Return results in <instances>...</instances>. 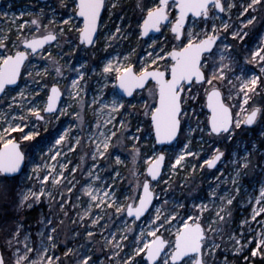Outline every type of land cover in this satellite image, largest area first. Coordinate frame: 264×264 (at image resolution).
I'll list each match as a JSON object with an SVG mask.
<instances>
[{"label": "snow or ice", "instance_id": "obj_1", "mask_svg": "<svg viewBox=\"0 0 264 264\" xmlns=\"http://www.w3.org/2000/svg\"><path fill=\"white\" fill-rule=\"evenodd\" d=\"M124 3L28 0L18 14L0 13V20L13 26L0 27V105L6 106L0 119L8 125L0 132V264H238L241 257L250 264V257L264 259V104L255 102L264 96V31L243 57L226 42L230 36L243 43L264 26V17L256 14L264 0L239 5L236 0H135L131 17ZM234 8L241 10L230 23ZM105 13L119 22L109 28ZM132 40L136 46L120 50ZM78 56L82 59L73 63ZM86 109L94 120L86 121ZM65 116L72 118L69 126L47 152L39 148V161L24 176L28 184L14 189L9 181L24 172L32 153L10 133L37 141L40 127L48 132L49 124ZM82 145L90 151L81 161L89 157L91 162L87 169L72 167V180L65 176L66 163L58 162L57 171L47 162L66 157L65 146L75 152ZM121 150L131 157L129 177L119 171ZM189 157L201 161L192 164V173L198 166L218 174L205 196L199 197L196 188L190 203L170 200L165 161L174 174ZM141 158L143 171L137 167ZM225 161L231 166L227 175V165L218 167ZM77 171L84 183L73 202ZM245 178L252 181L249 187ZM49 183L64 191L54 194ZM161 183L167 187L157 192ZM242 199L251 212L237 231L233 210ZM45 201L48 212L33 230L27 213ZM81 207L71 219L69 211ZM66 220L76 227L62 235ZM251 222L261 230L245 238ZM253 243L250 256L244 255Z\"/></svg>", "mask_w": 264, "mask_h": 264}, {"label": "rangeland", "instance_id": "obj_2", "mask_svg": "<svg viewBox=\"0 0 264 264\" xmlns=\"http://www.w3.org/2000/svg\"><path fill=\"white\" fill-rule=\"evenodd\" d=\"M28 2V0H3L2 5L0 7V13L4 12V11H8L9 14H11L12 12H17L18 14V10L20 8H22L24 6V4H26ZM248 2V0H236V3L239 4H246ZM9 5H11V8L9 7ZM125 6V10L127 12L128 16H134V8H135V0H125L124 3ZM240 8H234L232 9V19L231 21H229L230 23L232 22H237V17L239 16V12H240ZM258 16H262L264 17V8H262L258 13H256ZM24 19H29V17L25 16ZM225 19H228L227 16H225ZM104 20L105 22H107L108 27L112 28L113 27V22H119L118 20H116V17L113 16L111 20H109L108 14L105 13L104 15ZM19 23V21H18ZM0 27H3L5 29L9 28V27H13L10 22L9 23H5L3 20H0ZM255 30V29H253ZM11 39H15L16 37V33L15 30L13 29V31L10 34ZM156 36H159L156 35ZM227 43H231L233 45H235L233 54L240 56V48L238 47V45H236L235 43H232L231 41V37L229 36L227 41ZM255 41L252 45H244V48H253L256 45ZM132 46H136V41L132 40L130 42H126L123 43L121 46V51H126L128 48L132 47ZM57 50L54 48L53 52L55 53ZM139 51V48H138ZM140 55H143L142 52H140ZM82 59L81 56L76 57V59L73 60V63H78L80 60ZM137 59L136 56L132 57V60L135 61ZM63 63V61L61 62ZM139 67V65H137V68ZM49 79L51 80V77H49ZM64 83L66 82H62L61 86H64ZM89 95H91V93H89ZM146 96V93H145ZM259 98H261V96H257L255 98V102L258 103ZM235 102V101H234ZM6 106L5 105H0V110H5ZM85 118L86 121H92L94 120V117L92 115V112L90 110H85ZM71 117L70 116H65L62 117L61 120L59 122H53L52 124H49L48 127V132H44L43 127H40L39 130L41 132V137L37 138V141H23L22 140V133L20 132H14V133H10V135L15 138L16 140L20 141L21 144H23L24 147V151L26 152H30L32 153V161L29 162V164L25 167V172L18 178L17 182L15 183V185H12L13 188L15 189L16 185H20L21 187L25 186L28 184V181L24 179V176L27 175L32 167V163L33 162H38L39 161V148L43 147L45 149V152H47V148L49 146H51L52 142L54 141V139L59 135V133L65 128L68 127L70 122H71ZM136 121L133 120V125H135ZM8 127L7 123L4 122V120L0 119V132H3L4 129ZM31 125H29L28 128H25L24 131L27 132L30 130ZM207 140V138H205ZM179 145H176L175 150L178 151L179 150ZM194 147H199V145H194ZM220 147L222 149L227 148V150L230 152L231 150L234 149V145H224L221 144ZM205 148V152L201 153V156L204 157L205 155H207V149H208V145L205 144L204 145ZM64 152L67 153V156H60L57 158L56 161H51L48 160L47 162L49 164H55L57 166L56 170L59 171V163H66L68 165L67 170H65V176H67V180H72V176L69 175V171L72 167L76 166L77 164H82V167L84 169H87L88 165L90 164V158L89 157H85L84 161H81V157L84 156V153L87 151H90V149H88L85 146H79L77 147L75 152H67V147L65 146L63 149ZM122 160H124V164L119 166V171L121 173V175L125 176V177H129L130 176V170L132 169L133 165L131 163V157L129 156L127 151H123L121 150L120 153ZM150 154V153H149ZM227 155V153H226ZM45 159H47V157H45ZM71 161V163H68V161ZM59 162V163H58ZM167 164L166 167L163 170V174H164V179H169V175H171V180L170 183L172 185V187L169 189L170 195H169V199L170 200H180V201H184L185 203H190V193L196 189L199 188V192H198V196L199 197H203L205 196L208 186H209V182L213 181L214 179V174H218L215 173V170H200L199 167L197 166V170L195 173H192L191 168H192V164H199V162L201 161H197L194 160L193 158L189 157L187 158L186 161V166L184 168H180L178 166L177 171L173 174L170 172V169L167 167V165L170 163L169 160H166ZM225 165H227V161H225V164L219 165V167H225ZM137 167L140 171H143L145 168V165L143 163V158H141L137 164ZM231 171V166L227 165L226 167V171H225V175L228 174V172ZM143 177H141L142 179ZM75 179L76 181H80V183L76 184V188L73 190V194H72V201L74 202L76 200V196L80 194L79 189L81 187V184L84 183V177L82 176L80 171H77V173L75 174ZM51 180V178H50ZM73 183H75V181H73ZM245 187H249L252 183L251 180L245 178L243 181ZM62 185H67V181L66 180H62L61 181ZM181 185H183V187H181ZM49 187H52L51 183H49ZM127 187V182L125 181L123 185L120 186V191L118 192V195L122 194L125 189ZM167 187V185H164L163 183H161L156 191L159 192L161 188ZM223 187V186H222ZM52 191L55 193H57L58 191H64V187L62 186H56V187H52ZM15 193L13 192V195ZM65 195L67 196L68 193L65 191ZM186 197H189V199H185ZM164 197H161V199H163ZM56 199L59 200L60 197L59 195H56ZM86 197H82L80 203L81 205H83L84 207H86ZM241 205L242 206H237L236 208H234V220L235 223L232 224V227L234 229H238V225H239V221L241 219L244 218H248L250 217V212L251 209L250 207L245 204L243 202V199L241 200ZM40 207L41 210V217L45 214H47L48 212V207H47V201H45V203ZM83 211V207L79 208V209H72L69 211V216L71 217V219H75L76 218V211ZM93 211H99L98 209H93ZM109 213H111V209L108 210ZM30 212V210H29ZM206 216L211 215L210 213H205ZM40 217V218H41ZM262 217H257V220H260ZM105 219H107V217H105ZM103 223V221H102ZM36 226H33V230H35ZM76 227L75 225H73L71 223V220H66L65 224L63 226V233H67L69 232L70 229ZM247 228V226H246ZM251 228L252 231L251 233L249 232H245V238H251L255 235L256 232L261 230V226L259 224H257L256 222H251ZM81 231H83V229H81ZM105 235H108V233H105ZM99 239V237H97ZM252 247H255V244H250L249 245V251H245L244 255H249L250 256V249ZM63 249L61 248V251L58 252V254L62 255ZM231 258V257H230Z\"/></svg>", "mask_w": 264, "mask_h": 264}, {"label": "trees", "instance_id": "obj_3", "mask_svg": "<svg viewBox=\"0 0 264 264\" xmlns=\"http://www.w3.org/2000/svg\"><path fill=\"white\" fill-rule=\"evenodd\" d=\"M262 31H264V26L258 25L255 28V30L251 31L250 36L248 38H246V40L243 43H237V41H234L231 39L232 43H235L240 48V50H241L240 56L241 57L246 55L244 45H246V46L252 45L255 41H257V37L259 36V34ZM258 103L264 104V96H261V98H259ZM22 147H23V144H22ZM23 149H24V147H23ZM19 177L20 176H18L17 179L14 181H9V184L15 185V183L17 182ZM40 217H41V210H40V207H37L34 211L30 210V212L27 213L26 223L29 225H32V226H37ZM60 251H61V249H60ZM238 264H244L242 257L239 259ZM250 264H264V259H261L260 256L250 257Z\"/></svg>", "mask_w": 264, "mask_h": 264}, {"label": "water", "instance_id": "obj_4", "mask_svg": "<svg viewBox=\"0 0 264 264\" xmlns=\"http://www.w3.org/2000/svg\"><path fill=\"white\" fill-rule=\"evenodd\" d=\"M2 1H3V0H0V7H1V5H2ZM154 35H158V34H154ZM19 142H20V141H19ZM20 143H21V142H20ZM21 146H22V144H21ZM22 150H23V147H22ZM166 164H167V162L165 161V165H166ZM218 167H219V165H218ZM25 169H26V168H24V172H25ZM163 170H164V169H163ZM24 172H23V173H24ZM23 173H22V174H23ZM163 173H164V172H163ZM22 174H20L19 176H21Z\"/></svg>", "mask_w": 264, "mask_h": 264}, {"label": "flooded vegetation", "instance_id": "obj_5", "mask_svg": "<svg viewBox=\"0 0 264 264\" xmlns=\"http://www.w3.org/2000/svg\"><path fill=\"white\" fill-rule=\"evenodd\" d=\"M3 2V1H2ZM105 15V14H104Z\"/></svg>", "mask_w": 264, "mask_h": 264}]
</instances>
